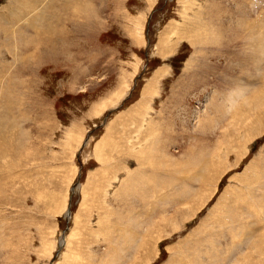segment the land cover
<instances>
[{
  "label": "rangeland",
  "instance_id": "1",
  "mask_svg": "<svg viewBox=\"0 0 264 264\" xmlns=\"http://www.w3.org/2000/svg\"><path fill=\"white\" fill-rule=\"evenodd\" d=\"M0 264H264V0H0Z\"/></svg>",
  "mask_w": 264,
  "mask_h": 264
},
{
  "label": "bare ground",
  "instance_id": "2",
  "mask_svg": "<svg viewBox=\"0 0 264 264\" xmlns=\"http://www.w3.org/2000/svg\"><path fill=\"white\" fill-rule=\"evenodd\" d=\"M247 188V187H246ZM247 190V189H246ZM251 190V189H250ZM248 191V190H247ZM252 191V190H251ZM256 192V191H255ZM257 193V192H256ZM248 194V193H247ZM249 198V197H248ZM259 197H256V199H258ZM246 207V206H245ZM66 209V208H65ZM64 209V210H65ZM66 215H69V212L68 211H66Z\"/></svg>",
  "mask_w": 264,
  "mask_h": 264
}]
</instances>
